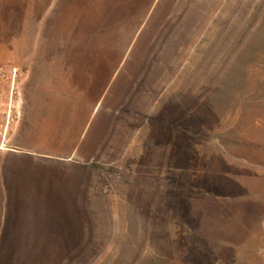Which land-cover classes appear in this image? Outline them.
<instances>
[{"label":"rangeland","instance_id":"1","mask_svg":"<svg viewBox=\"0 0 264 264\" xmlns=\"http://www.w3.org/2000/svg\"><path fill=\"white\" fill-rule=\"evenodd\" d=\"M122 5L0 0V138L28 133L20 110L32 93L53 90L55 64L78 50L92 58L116 37L108 32L123 26ZM122 70L92 152L60 169L77 175L66 194L21 210L36 205L0 188V224L18 225L0 227V238L26 240L0 243V255L264 264V0H163ZM47 120L38 138L58 140L61 116Z\"/></svg>","mask_w":264,"mask_h":264},{"label":"crops","instance_id":"2","mask_svg":"<svg viewBox=\"0 0 264 264\" xmlns=\"http://www.w3.org/2000/svg\"><path fill=\"white\" fill-rule=\"evenodd\" d=\"M162 3L163 0H123L118 13L123 26L108 32L116 37L102 44L104 47H99L101 51L92 58H84L78 50L74 54L77 58L55 64L59 68L53 70V90L32 93L28 108L20 110L27 116L28 133L0 138V188L6 198L17 204L36 205L19 209H48L43 206L51 202L48 196L66 194L67 184L77 179L74 172L69 176L60 169L69 165L74 156L87 157L92 152L93 135L101 122L99 111L111 110L122 69L141 47L150 19ZM53 114L61 116V130L65 133L55 141L46 139L44 133L38 138L37 123L44 124ZM63 155L66 159H62ZM0 227L18 225L3 223ZM20 241L26 240L0 238V243Z\"/></svg>","mask_w":264,"mask_h":264},{"label":"trees","instance_id":"3","mask_svg":"<svg viewBox=\"0 0 264 264\" xmlns=\"http://www.w3.org/2000/svg\"><path fill=\"white\" fill-rule=\"evenodd\" d=\"M2 248H4L2 246ZM13 256L10 255H0V264H13L14 263V258Z\"/></svg>","mask_w":264,"mask_h":264}]
</instances>
